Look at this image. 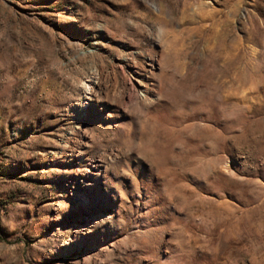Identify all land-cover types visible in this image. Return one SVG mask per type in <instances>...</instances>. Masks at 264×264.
<instances>
[{
    "label": "rangeland",
    "instance_id": "obj_1",
    "mask_svg": "<svg viewBox=\"0 0 264 264\" xmlns=\"http://www.w3.org/2000/svg\"><path fill=\"white\" fill-rule=\"evenodd\" d=\"M0 264H264V0H0Z\"/></svg>",
    "mask_w": 264,
    "mask_h": 264
},
{
    "label": "bare ground",
    "instance_id": "obj_2",
    "mask_svg": "<svg viewBox=\"0 0 264 264\" xmlns=\"http://www.w3.org/2000/svg\"><path fill=\"white\" fill-rule=\"evenodd\" d=\"M86 86V85H85ZM89 86H86V90H85V92L87 91H89L90 89L88 88ZM86 92V93H87ZM98 166L95 164V166H94V171L92 170L91 172H87L88 170L86 169L85 170V172H86V174H85V176H86V178H87V180L88 181H84L83 183H84V185H85V190L87 191V187L86 186H88V185H91V184H93V183H95L96 182V178H97V175L99 174V172H98V170H99V167L97 168ZM103 183V182H102ZM106 186V185H105ZM85 199V198H84Z\"/></svg>",
    "mask_w": 264,
    "mask_h": 264
}]
</instances>
